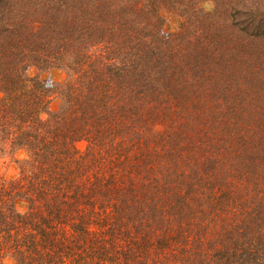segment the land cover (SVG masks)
<instances>
[{"label":"trees","instance_id":"1","mask_svg":"<svg viewBox=\"0 0 264 264\" xmlns=\"http://www.w3.org/2000/svg\"><path fill=\"white\" fill-rule=\"evenodd\" d=\"M6 155L0 264H264V0H0Z\"/></svg>","mask_w":264,"mask_h":264},{"label":"rangeland","instance_id":"2","mask_svg":"<svg viewBox=\"0 0 264 264\" xmlns=\"http://www.w3.org/2000/svg\"><path fill=\"white\" fill-rule=\"evenodd\" d=\"M205 10H209L212 7V4L205 2L202 4ZM178 25V19L175 16L169 15V18H165L163 24L164 31H173ZM30 75L37 76L45 85L53 86L56 82H59L64 77V72L60 69H51V70H38L35 67H31L28 70ZM59 104V99L55 95L51 100V107L56 108ZM80 147H83L82 144H79ZM23 157L22 154H18V158ZM0 172L4 173L6 176H13L17 172V166L14 160L6 155L0 157Z\"/></svg>","mask_w":264,"mask_h":264}]
</instances>
